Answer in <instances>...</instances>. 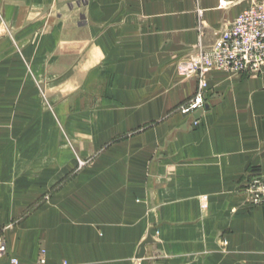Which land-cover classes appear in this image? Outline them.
I'll return each instance as SVG.
<instances>
[{
    "label": "crops",
    "instance_id": "0c3cea01",
    "mask_svg": "<svg viewBox=\"0 0 264 264\" xmlns=\"http://www.w3.org/2000/svg\"><path fill=\"white\" fill-rule=\"evenodd\" d=\"M224 1L0 0V264H264V71L180 112Z\"/></svg>",
    "mask_w": 264,
    "mask_h": 264
},
{
    "label": "built area",
    "instance_id": "2783aa9c",
    "mask_svg": "<svg viewBox=\"0 0 264 264\" xmlns=\"http://www.w3.org/2000/svg\"><path fill=\"white\" fill-rule=\"evenodd\" d=\"M224 5L225 1L220 0ZM202 30H198V48L192 55L182 73L197 75L196 91L188 102L180 106L184 115L203 109L206 101L207 73L212 69L225 70L233 73L256 74L264 71V1L250 4L235 19L223 27L215 41L206 47L200 45ZM252 203L261 205L264 210V175L250 178L246 184ZM206 208V201L201 202ZM6 250V244L0 238V256ZM16 264L17 259H11ZM40 264L45 263L43 250Z\"/></svg>",
    "mask_w": 264,
    "mask_h": 264
},
{
    "label": "water",
    "instance_id": "95a60500",
    "mask_svg": "<svg viewBox=\"0 0 264 264\" xmlns=\"http://www.w3.org/2000/svg\"><path fill=\"white\" fill-rule=\"evenodd\" d=\"M203 109H199L197 110V113H200V111H202ZM153 241V238H151L150 236H147L146 239L140 244L139 246V250H138V257H141L144 253V247L146 244L151 243Z\"/></svg>",
    "mask_w": 264,
    "mask_h": 264
},
{
    "label": "rangeland",
    "instance_id": "374dc122",
    "mask_svg": "<svg viewBox=\"0 0 264 264\" xmlns=\"http://www.w3.org/2000/svg\"><path fill=\"white\" fill-rule=\"evenodd\" d=\"M195 54V53H194Z\"/></svg>",
    "mask_w": 264,
    "mask_h": 264
}]
</instances>
